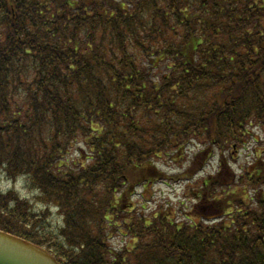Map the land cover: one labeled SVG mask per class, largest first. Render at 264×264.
I'll return each instance as SVG.
<instances>
[{"label": "trees", "instance_id": "trees-1", "mask_svg": "<svg viewBox=\"0 0 264 264\" xmlns=\"http://www.w3.org/2000/svg\"><path fill=\"white\" fill-rule=\"evenodd\" d=\"M254 123L264 0H0V174L61 217L0 192V230L59 264H264V151L239 174L225 159ZM191 139L201 162L219 150L217 173L179 218L148 213L150 188L188 176L156 162Z\"/></svg>", "mask_w": 264, "mask_h": 264}, {"label": "rangeland", "instance_id": "rangeland-1", "mask_svg": "<svg viewBox=\"0 0 264 264\" xmlns=\"http://www.w3.org/2000/svg\"><path fill=\"white\" fill-rule=\"evenodd\" d=\"M174 110L179 112V106ZM253 125L251 131L255 133L254 138L257 140L256 144L249 140L244 146L241 145L234 150L231 149V152L226 151V160L227 156L230 155L228 166L236 174L240 173L239 168L245 167L251 162L252 157L256 152L264 151V130L257 126L256 123ZM199 140L191 139L185 146L183 154H177L178 157L181 155L180 158H174L172 162L167 163L162 160L156 162L157 169H159L158 171L163 174L173 176L188 174V176L187 178H179V180L176 181H161L150 188V192L153 195V201L149 203L148 208L146 209L148 213L153 211V209H156L155 207L157 205L161 204L165 208L169 206L174 207V211L177 212L176 218H179L186 213V207L189 205V199L184 196L186 186H196L202 178L213 176L217 173V163L220 158L219 150L216 148L211 149L212 152L209 150L210 155L204 157L202 162H205V165L204 167H201V158L197 157V153L203 152L204 149L208 147V144L204 143L202 139ZM0 192H12L19 200L29 201V204L34 210L44 211L46 215L50 217V223L52 226L61 221L59 212L54 207L45 205L39 198L38 193L30 186L27 180L21 176L10 179L5 174H0ZM179 202H184V205L182 207L179 206ZM110 243L112 246L121 247L123 239L115 236L110 240Z\"/></svg>", "mask_w": 264, "mask_h": 264}, {"label": "water", "instance_id": "water-1", "mask_svg": "<svg viewBox=\"0 0 264 264\" xmlns=\"http://www.w3.org/2000/svg\"><path fill=\"white\" fill-rule=\"evenodd\" d=\"M0 264H59L45 250L0 231Z\"/></svg>", "mask_w": 264, "mask_h": 264}]
</instances>
